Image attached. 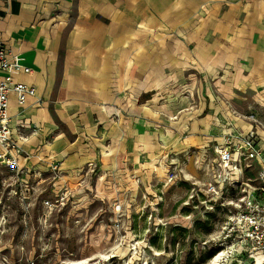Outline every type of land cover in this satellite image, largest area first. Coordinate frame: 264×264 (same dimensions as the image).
I'll list each match as a JSON object with an SVG mask.
<instances>
[{
	"label": "rangeland",
	"instance_id": "rangeland-1",
	"mask_svg": "<svg viewBox=\"0 0 264 264\" xmlns=\"http://www.w3.org/2000/svg\"><path fill=\"white\" fill-rule=\"evenodd\" d=\"M70 1L52 12L65 35L91 0ZM95 1L113 16L71 57L72 84L62 37L49 114L28 123L33 172L0 208V264H209L221 251L249 264L228 255L205 185L233 123L264 141V0Z\"/></svg>",
	"mask_w": 264,
	"mask_h": 264
},
{
	"label": "built area",
	"instance_id": "built-area-1",
	"mask_svg": "<svg viewBox=\"0 0 264 264\" xmlns=\"http://www.w3.org/2000/svg\"><path fill=\"white\" fill-rule=\"evenodd\" d=\"M51 1V0H44ZM0 43V208L4 209V197L18 196L23 185L19 177L25 174L20 168L22 147L15 140L10 116V97L15 95L19 106L29 98H36L33 86L15 81L21 71L34 72L22 64ZM41 105L42 100L38 99ZM252 121L255 118L252 116ZM19 135L22 134L18 130ZM228 139V140H227ZM225 145L214 150L216 163H210V181L205 185L209 196L207 210L217 209L228 217L227 230L232 257L264 264V146L256 131L233 130L224 136ZM257 169L256 173L253 171ZM7 172V174H6ZM250 173V174H249ZM10 179H9V178ZM9 180H15L10 184ZM20 183L18 187V182ZM196 190V189H195ZM198 194V193H197ZM195 194V196H197ZM192 196V199L195 198ZM6 218L0 219L3 226ZM34 264V263H30Z\"/></svg>",
	"mask_w": 264,
	"mask_h": 264
},
{
	"label": "crops",
	"instance_id": "crops-1",
	"mask_svg": "<svg viewBox=\"0 0 264 264\" xmlns=\"http://www.w3.org/2000/svg\"><path fill=\"white\" fill-rule=\"evenodd\" d=\"M70 5V0H0V43L11 53V57H20L22 60L21 64L34 72L31 75L23 71L16 73L14 75L15 81L33 86L37 91V97L29 98L23 107L18 105L15 95L10 97L9 112L12 130L15 140L18 141V144L23 149L19 157V164L20 168L27 172L25 177L28 180L33 172V166H30L33 160H31L28 152L30 142H32L30 137L27 136L28 123L31 122L30 120H32L33 116L49 114L47 109L41 107L59 79L57 48L61 45L62 37L66 36L64 41L65 60L62 67V81L65 84H72L76 82V79L74 81L71 78L66 80L65 72H71L73 68H77L79 65L71 62V57L74 56L75 52L77 54L85 51V45L90 42L93 43L100 36L103 29H101L102 23L97 20V16H103L106 19H111V16H113L112 6L103 8V11H101L98 2L95 0H91L89 3L80 2L77 6V25L72 27L65 35L64 27L59 23H54L52 12L56 7L66 11ZM86 8H89L88 13ZM87 22L89 23L88 25L92 24L93 26L88 28ZM96 56L97 54L93 55V57ZM39 57L42 61H39ZM91 66L96 67L94 63H91ZM42 80L44 83L43 87ZM38 99L42 100L41 105L38 103ZM233 124L235 125L228 132L223 133L224 136L231 132L232 129L241 132L251 131L253 129L246 127H250V125L252 127L254 123L250 122V124H246L248 126L240 129L236 123ZM18 130H21L22 134L19 135ZM258 130L255 131L264 146V141L260 137ZM222 140L224 141V138ZM83 154L84 162H90L96 156L95 154L90 156L86 150ZM215 160L216 156L213 159L208 158L211 164L216 163Z\"/></svg>",
	"mask_w": 264,
	"mask_h": 264
},
{
	"label": "bare ground",
	"instance_id": "bare-ground-1",
	"mask_svg": "<svg viewBox=\"0 0 264 264\" xmlns=\"http://www.w3.org/2000/svg\"><path fill=\"white\" fill-rule=\"evenodd\" d=\"M43 56V55H42ZM46 58V57H45ZM39 59V61H42L41 59H40V57L38 58ZM39 61H38V63H39ZM44 62H45V60H44ZM40 64V63H39ZM41 64H42V62H41ZM42 65H44V64H42ZM44 83H43V80H42V87L44 86L43 85ZM37 101V100H36ZM249 131V130H248ZM221 251V250H220ZM226 258H228L227 257V254H226V252L225 251H221V252H219V253H216L215 255H214V257L212 258V260L209 262V264H226L227 262H228V260H226ZM86 262V261H85ZM85 262H77L76 264H86Z\"/></svg>",
	"mask_w": 264,
	"mask_h": 264
}]
</instances>
